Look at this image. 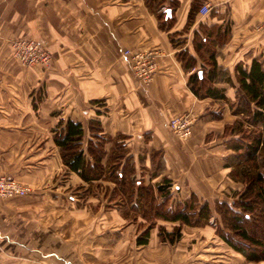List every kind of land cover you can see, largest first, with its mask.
I'll return each instance as SVG.
<instances>
[{
    "label": "crops",
    "instance_id": "obj_1",
    "mask_svg": "<svg viewBox=\"0 0 264 264\" xmlns=\"http://www.w3.org/2000/svg\"><path fill=\"white\" fill-rule=\"evenodd\" d=\"M205 1L211 11L201 15ZM262 20L264 0H0V174L32 188L0 197V264H254L214 232L169 243L153 226L139 243L144 219L116 182L68 169L54 136L60 119L81 123L83 148L93 126L123 136L143 183L167 177L212 203L214 192L241 189L224 164L232 136L222 135L239 115L229 101L197 97L187 78L215 53L232 79L216 86L228 100L243 95L235 66L264 65ZM16 37L45 44L50 65L21 64L9 43ZM129 48L158 53L149 83L135 77ZM188 111L182 138L168 120ZM153 159L158 169L148 173Z\"/></svg>",
    "mask_w": 264,
    "mask_h": 264
},
{
    "label": "trees",
    "instance_id": "obj_2",
    "mask_svg": "<svg viewBox=\"0 0 264 264\" xmlns=\"http://www.w3.org/2000/svg\"><path fill=\"white\" fill-rule=\"evenodd\" d=\"M190 65L188 63L186 67ZM235 79L243 95L232 111L242 115L243 119H235L224 128V135L234 133L229 145L235 151L225 157L224 164L229 168V177L240 181L243 186L238 191L232 190L235 200L231 202L219 199L210 205L190 192L187 198L173 203L169 178L162 177L156 183L147 184L141 181L123 136L112 138L102 133L100 127L96 129L93 126L86 148H83V126L71 119H60L58 126H62L61 130L54 136L62 161L83 179L90 180L105 173L116 182V188L125 196L128 208L149 221L148 226L136 236L139 243L147 242L149 228L156 225L160 240L173 243L181 237L183 224L202 226L214 222L216 234L232 249L248 261H263L264 65L256 58H252L249 65L238 63ZM187 80L197 97L210 96L228 101L223 88L216 86L215 82L232 83V79L216 62L215 53H210L201 68L190 73ZM245 125L249 130L244 129ZM107 142H111L109 149L105 148ZM104 156L106 160L102 165ZM162 220L175 224L167 229L164 224L157 223Z\"/></svg>",
    "mask_w": 264,
    "mask_h": 264
},
{
    "label": "built area",
    "instance_id": "obj_3",
    "mask_svg": "<svg viewBox=\"0 0 264 264\" xmlns=\"http://www.w3.org/2000/svg\"><path fill=\"white\" fill-rule=\"evenodd\" d=\"M163 8V7H162ZM198 13L206 15L211 11V4L207 1L199 5ZM257 28L264 29V20L258 23ZM12 55L24 66L39 65L43 68L51 63L50 50L33 37H16L9 41ZM130 61V67L137 80L142 84L149 83L157 67L155 57L158 53L153 50L124 49ZM194 120L191 112L178 113L168 120L170 130L182 138H187ZM31 186L17 181L8 174H0V197L21 196L30 194Z\"/></svg>",
    "mask_w": 264,
    "mask_h": 264
},
{
    "label": "rangeland",
    "instance_id": "obj_4",
    "mask_svg": "<svg viewBox=\"0 0 264 264\" xmlns=\"http://www.w3.org/2000/svg\"><path fill=\"white\" fill-rule=\"evenodd\" d=\"M241 97H242V94H240V93H238L236 91L234 92V94L230 95V98L228 100L229 101L228 103H229L230 109L236 108L235 106L237 105L238 99H240ZM216 114H220V109H219V111L215 112V116H216ZM236 119H238V120L243 119V116L242 115L241 116L239 115V118H236ZM244 129L249 130L248 125H245V128ZM222 135H224V134H222ZM224 136H227V137L228 136H234V133L231 134V135H224ZM157 165H159V164H157V159H153V164H151L150 165L151 167L148 168V171L147 170L146 171L148 173H150V172H153V171L157 170L158 169ZM139 167L140 168H143L144 166H139ZM232 190L233 189H230L229 191L224 192V195H222V196H221L222 193H219V192H214V194H212V195H213V197H215V195H216L217 198L220 196L219 199H225V200L231 202V201L235 200V196H232L233 195ZM80 191L81 192H85L81 188L80 190H77L74 193L77 194V192H80ZM234 191H238V189L236 188V189H234ZM170 193L172 194L173 203H176L177 200L187 198L185 196L188 195V189L186 188V186H180L178 188L177 187L175 188L173 186V182H172L171 185H170ZM213 197H210V199L212 200ZM204 200H206V199H203V201ZM206 201H208L209 204L212 205V201H209V200H206ZM132 215H137V217H138L139 214L138 213H136V214L135 213H132ZM152 221H153V219L151 220V222ZM148 222L149 221L146 222L144 220V222H142V224L144 226H148V224H149ZM157 223L162 224V225L164 224L167 229H171L172 226L175 224L173 222L166 221V220L157 221ZM218 226H219V224H218ZM156 228L157 227H154L155 230H156ZM216 230L217 229H216V226H215V223L214 222L212 224L207 223V224L202 225V226H193V225L189 226V225L183 224L181 226V235H188L189 236V235L201 234L203 236L205 234H211L212 232H214L216 234ZM195 238L196 237H193V239H195ZM193 241L195 242V240H193ZM193 241L191 240V242H193ZM254 264H264V260L263 261L255 262Z\"/></svg>",
    "mask_w": 264,
    "mask_h": 264
}]
</instances>
